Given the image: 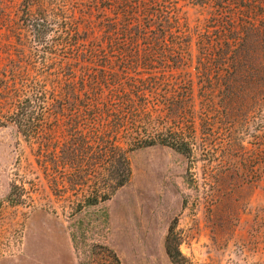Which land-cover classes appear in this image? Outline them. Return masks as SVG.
Wrapping results in <instances>:
<instances>
[{"label": "rangeland", "instance_id": "374dc122", "mask_svg": "<svg viewBox=\"0 0 264 264\" xmlns=\"http://www.w3.org/2000/svg\"><path fill=\"white\" fill-rule=\"evenodd\" d=\"M44 1L54 12L123 19L149 35L123 42L127 54L114 52L123 63L112 68L128 69L110 96L117 111L121 92L132 90L157 119L145 122L156 145H134L120 132L130 181L76 212L71 192L55 191L37 165L33 141L9 124L13 111L1 113L11 105L0 85V264H174L168 240L184 257L179 264H264V86L251 70L231 100L215 85L227 74V27L250 20L264 28V0ZM22 2L0 0V78ZM155 30L165 31L159 47ZM256 45L264 52L263 34Z\"/></svg>", "mask_w": 264, "mask_h": 264}, {"label": "trees", "instance_id": "16d2710c", "mask_svg": "<svg viewBox=\"0 0 264 264\" xmlns=\"http://www.w3.org/2000/svg\"><path fill=\"white\" fill-rule=\"evenodd\" d=\"M158 20L163 21L156 17L157 24ZM248 21L231 23L222 40L227 74L215 85L228 100L238 94L244 82L240 77L249 70L258 79L257 85L264 86V52L256 45L261 34L264 39V28ZM11 23L13 56L0 78L3 105L11 106L1 113L13 111L9 124L26 141H33L37 165L55 191L71 192L76 212L110 200L132 177L129 154L116 141L120 132L126 130L134 145H156L149 134L154 130L148 125L157 119H149L152 116L132 90L121 92L124 98L117 111L110 96L115 82L128 69L122 67L119 72L112 68L123 61L115 59L114 52L127 54L123 42L149 35L128 29L123 19L54 12L53 4L44 0H23ZM164 33H152L159 42L157 47L167 42ZM76 65L83 68L74 72ZM28 70L31 75L26 80ZM131 101L135 112H129ZM63 128L66 132L54 135ZM86 187H92L91 192ZM167 248L174 264L184 259L169 240Z\"/></svg>", "mask_w": 264, "mask_h": 264}]
</instances>
